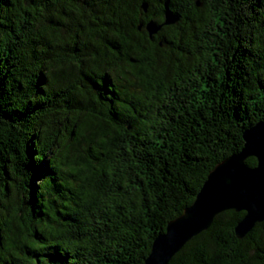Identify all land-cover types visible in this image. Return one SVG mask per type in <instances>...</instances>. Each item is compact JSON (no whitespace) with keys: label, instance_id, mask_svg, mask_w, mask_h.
I'll use <instances>...</instances> for the list:
<instances>
[{"label":"trees","instance_id":"trees-1","mask_svg":"<svg viewBox=\"0 0 264 264\" xmlns=\"http://www.w3.org/2000/svg\"><path fill=\"white\" fill-rule=\"evenodd\" d=\"M263 120L264 0H0V264H144ZM244 213L167 264H264Z\"/></svg>","mask_w":264,"mask_h":264},{"label":"water","instance_id":"water-1","mask_svg":"<svg viewBox=\"0 0 264 264\" xmlns=\"http://www.w3.org/2000/svg\"><path fill=\"white\" fill-rule=\"evenodd\" d=\"M175 20V15L166 14L163 24H173ZM158 27L149 22L147 30L151 34ZM242 138L241 149L208 172L192 203L153 239L144 264H167L187 241L206 230L223 211L245 212L235 225L239 238L255 223L264 221V120L245 129ZM247 157H254L256 164L246 165Z\"/></svg>","mask_w":264,"mask_h":264},{"label":"flooded vegetation","instance_id":"flooded-vegetation-1","mask_svg":"<svg viewBox=\"0 0 264 264\" xmlns=\"http://www.w3.org/2000/svg\"><path fill=\"white\" fill-rule=\"evenodd\" d=\"M214 66H215L214 64H211L209 68H210V69H211V68H214ZM205 70L207 71L208 69H205ZM205 70L202 69V72H205ZM193 78H196V77H193Z\"/></svg>","mask_w":264,"mask_h":264}]
</instances>
